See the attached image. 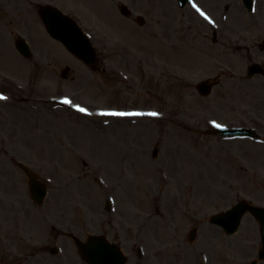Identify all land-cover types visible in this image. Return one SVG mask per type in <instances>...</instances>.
<instances>
[{"label": "rangeland", "instance_id": "374dc122", "mask_svg": "<svg viewBox=\"0 0 264 264\" xmlns=\"http://www.w3.org/2000/svg\"><path fill=\"white\" fill-rule=\"evenodd\" d=\"M49 2L91 35L97 69L47 35L38 7ZM120 2L146 24L124 17ZM19 34L33 57L16 49ZM212 37L197 13L175 0H0V90L7 97L0 100V264H84L70 234L107 230L129 251L141 235L139 264L258 260L261 236L251 214L230 236L209 221L241 198L264 205V149L209 133L211 121L225 120L221 94L259 88L244 79V60L215 48ZM230 63L235 78L228 69L227 84L200 96L196 83ZM130 106L144 108L138 122L103 114ZM18 161L48 183L41 206L28 195ZM56 246L66 259L50 252Z\"/></svg>", "mask_w": 264, "mask_h": 264}, {"label": "water", "instance_id": "95a60500", "mask_svg": "<svg viewBox=\"0 0 264 264\" xmlns=\"http://www.w3.org/2000/svg\"><path fill=\"white\" fill-rule=\"evenodd\" d=\"M41 15H43L45 25L47 26L50 33H52L55 36L57 35L58 38L62 39L72 49V51L77 55H79L80 57H83L87 61L94 60V56L92 54L93 53L92 48H90L91 51L90 54H92V57H87V55H84L86 51L84 48L85 44L83 43L84 37L82 36V34H79L78 28L75 26L73 21L70 20V18L61 14V12L58 9L52 6H47L45 10L43 9ZM23 43L22 42L19 43L18 41L17 45L20 48V50L26 54V50L28 49V47H26L25 44L23 45ZM29 174L32 179L31 185H32L33 195L36 199L40 201L44 196L43 193L45 187L44 185L40 184L38 180H36V178L31 172ZM78 242L79 245L81 246L82 254L86 258H88L87 243H82L80 241Z\"/></svg>", "mask_w": 264, "mask_h": 264}, {"label": "flooded vegetation", "instance_id": "af4514ba", "mask_svg": "<svg viewBox=\"0 0 264 264\" xmlns=\"http://www.w3.org/2000/svg\"><path fill=\"white\" fill-rule=\"evenodd\" d=\"M245 6L242 9H234L233 13H239L240 21L232 26L230 31L233 39H229L226 34L222 36V40L226 39L229 42L243 43L244 46H238L234 49L233 54L241 55L247 52L249 59H260L264 64V4L261 3L255 13L248 12L246 15L251 14V19L243 20L245 14ZM221 40V42H222ZM219 42V43H221ZM256 45V47H255ZM252 50V51H251Z\"/></svg>", "mask_w": 264, "mask_h": 264}, {"label": "snow or ice", "instance_id": "6c2138e0", "mask_svg": "<svg viewBox=\"0 0 264 264\" xmlns=\"http://www.w3.org/2000/svg\"><path fill=\"white\" fill-rule=\"evenodd\" d=\"M201 15H203V13H201ZM207 18V17H205ZM0 99H6L3 96H0ZM65 103H70L69 101L65 100ZM77 110L84 113L87 112V110L85 108H81L79 106H77ZM105 115H113V116H130V115H142V113H136V112H110V113H104ZM148 115L150 116H158L159 113L156 112H150L148 113ZM216 127H220V125H215Z\"/></svg>", "mask_w": 264, "mask_h": 264}]
</instances>
